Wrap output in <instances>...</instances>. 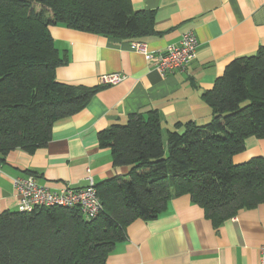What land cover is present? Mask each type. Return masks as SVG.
<instances>
[{
  "label": "trees",
  "instance_id": "trees-1",
  "mask_svg": "<svg viewBox=\"0 0 264 264\" xmlns=\"http://www.w3.org/2000/svg\"><path fill=\"white\" fill-rule=\"evenodd\" d=\"M153 24L130 0H0V165L11 151L45 147L54 123L77 114L101 88L56 80L68 55L55 47L51 26L121 42L151 36ZM202 99L210 121L177 122L165 141L155 110L100 131L112 164L129 171L94 184L96 216L78 206L4 211L0 264H108L133 221L158 218L183 195L216 228L264 203V159L233 162L247 138L264 139V47L231 61Z\"/></svg>",
  "mask_w": 264,
  "mask_h": 264
},
{
  "label": "crops",
  "instance_id": "crops-1",
  "mask_svg": "<svg viewBox=\"0 0 264 264\" xmlns=\"http://www.w3.org/2000/svg\"><path fill=\"white\" fill-rule=\"evenodd\" d=\"M134 11L153 16L154 34L141 40L117 42L111 38L68 29L49 28L55 47L68 62L56 69L58 82L101 87L77 114L56 121L48 144L33 154L16 149L0 165V214L18 211L14 177L35 179L53 192L83 188L127 173L112 164L109 148L97 135L112 124L124 123L136 112L157 111L162 137L177 122L203 125L211 109L202 94L212 89L234 59L264 47V0H130ZM184 33L197 40L193 60L184 71L163 76L154 58L178 45ZM146 45L153 58L133 48ZM118 74L115 85L101 76ZM253 157L264 159V139L249 137L235 164ZM127 239L109 254L108 264H258L264 247V203L240 210L219 227L204 216L188 195L172 199L156 219L133 221Z\"/></svg>",
  "mask_w": 264,
  "mask_h": 264
},
{
  "label": "built area",
  "instance_id": "built-area-1",
  "mask_svg": "<svg viewBox=\"0 0 264 264\" xmlns=\"http://www.w3.org/2000/svg\"><path fill=\"white\" fill-rule=\"evenodd\" d=\"M197 47V40L194 34L184 33L178 45H171L166 49L164 55H159L155 59L156 68L163 75L174 71H184L187 65L193 60ZM136 52L143 54L147 59L153 56L147 51L146 45L133 43ZM122 80L118 74L103 75L101 83L115 85ZM13 188L18 196L17 209L19 212H28L35 206H78L88 219H92L100 208L99 199L94 187V181L88 178V184L84 188L64 189L53 192L47 188L37 185L35 179L28 177H14L11 180ZM258 264H264V247L260 249Z\"/></svg>",
  "mask_w": 264,
  "mask_h": 264
},
{
  "label": "rangeland",
  "instance_id": "rangeland-1",
  "mask_svg": "<svg viewBox=\"0 0 264 264\" xmlns=\"http://www.w3.org/2000/svg\"><path fill=\"white\" fill-rule=\"evenodd\" d=\"M36 8V10H38V6H36L35 7ZM121 167H125V168H127V172L129 171V168L127 167V166H121ZM89 177H91V176H88V178ZM88 178H87V180H88ZM92 178V177H91ZM88 184V183H87ZM35 207H41V206H35ZM43 207V206H42Z\"/></svg>",
  "mask_w": 264,
  "mask_h": 264
}]
</instances>
